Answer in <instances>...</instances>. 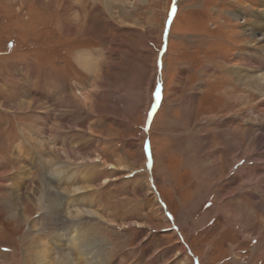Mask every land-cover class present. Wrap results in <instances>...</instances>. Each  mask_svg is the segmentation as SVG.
I'll use <instances>...</instances> for the list:
<instances>
[{"label":"rangeland","instance_id":"rangeland-1","mask_svg":"<svg viewBox=\"0 0 264 264\" xmlns=\"http://www.w3.org/2000/svg\"><path fill=\"white\" fill-rule=\"evenodd\" d=\"M119 1L0 0V264H264V0Z\"/></svg>","mask_w":264,"mask_h":264},{"label":"bare ground","instance_id":"bare-ground-1","mask_svg":"<svg viewBox=\"0 0 264 264\" xmlns=\"http://www.w3.org/2000/svg\"><path fill=\"white\" fill-rule=\"evenodd\" d=\"M121 1H119V3H121ZM105 5L107 7L108 6L109 7L110 6H114L111 2H109V3L105 2ZM255 15L256 16L254 17L253 24L251 25V27L249 26V28L251 29L250 33L252 34V36H257V35L260 36L261 41L263 42L262 44L261 43L260 44L264 47V12L255 13ZM263 51H264V48H263ZM260 55L264 56V52L260 53ZM254 58L255 57H253V59ZM263 59L261 60V62H258L256 60V61L252 62L251 65L247 64L248 66H245V65L243 66V64H242V66H237L235 68H231L229 73L231 74L230 76L234 79V81L236 82V84L238 86H240L241 88H244L246 90H253L254 92L259 93L264 98V66L262 67L261 64H260V63L263 62ZM87 60H89V59H87ZM250 60H252V57H251ZM83 61H85V60H83ZM256 120L257 121L254 122L255 124L250 120L251 123H253L251 125L254 126L256 124L257 125L259 124V127H260L262 125V122H260L259 119H256ZM260 128L264 129V127H260ZM258 137H259V141H261L260 144H262V145H260V148L264 149V134L262 133ZM21 150H22V148L20 147L19 151H21ZM66 172H67V170L66 171L63 170L58 165H52V168H51L52 176L58 182H60V181H62V179L66 178L65 177ZM69 177H72V175H69ZM18 178H17V181L15 183V187H14L15 190L13 192V195H14V197L16 199L19 200L21 198L22 192L19 189L20 185L18 184V181L22 180V179H21L20 176ZM67 180H69V179H67ZM66 182H68V181H65L63 183L65 184ZM86 189H88L87 186L86 187H76V188H74V190H72V192L76 193L77 191H80V190L82 191V190H86ZM62 191H64V190H62ZM39 204H41V202ZM80 213L82 215L83 214H88L89 216H90V214L91 215H96V214H94V212H90V211H82V212L81 211L80 212L79 211H75L74 213L72 212V214H74L75 216H79ZM87 231H88L87 229L84 230V229H80V228H75L73 226L72 228L65 230L63 236H61L62 235L61 234L58 237V239L61 240V243L63 242L64 249H65L64 255L67 256V253H69L71 251L76 256H78L79 262H81L82 264H105V263H103V256H102L103 251L100 250L101 247L96 244L97 242H95L94 239H92L89 236ZM42 244H43V242H42ZM55 254H56V252H55ZM33 259H35V258H33ZM50 259H52V258H50ZM38 261H40L43 264H46L44 261L42 262V260H40V259ZM40 262H38V263H40Z\"/></svg>","mask_w":264,"mask_h":264},{"label":"crops","instance_id":"crops-1","mask_svg":"<svg viewBox=\"0 0 264 264\" xmlns=\"http://www.w3.org/2000/svg\"><path fill=\"white\" fill-rule=\"evenodd\" d=\"M87 57L90 60V65L89 66H82L79 62L80 58H84ZM76 61H77V65H79L82 69H87L90 72H94L96 70V65H99V62L97 61V58H93L91 57L89 54L85 53V52H81L78 53L76 56Z\"/></svg>","mask_w":264,"mask_h":264},{"label":"snow or ice","instance_id":"snow-or-ice-1","mask_svg":"<svg viewBox=\"0 0 264 264\" xmlns=\"http://www.w3.org/2000/svg\"><path fill=\"white\" fill-rule=\"evenodd\" d=\"M159 98H160V94H159V91H157L156 99L159 100ZM153 108H155V105H153ZM149 116H151V113H149Z\"/></svg>","mask_w":264,"mask_h":264}]
</instances>
